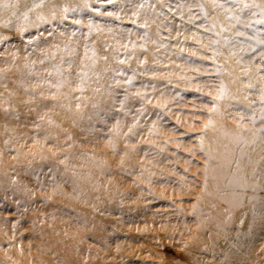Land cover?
I'll return each instance as SVG.
<instances>
[{
    "label": "bare ground",
    "instance_id": "1",
    "mask_svg": "<svg viewBox=\"0 0 264 264\" xmlns=\"http://www.w3.org/2000/svg\"><path fill=\"white\" fill-rule=\"evenodd\" d=\"M226 4L264 12L257 0H0V264H236L231 235L264 261L260 120L206 107L193 123L175 101L198 79L205 97L245 100ZM108 6L133 33L92 28ZM138 90L128 120L106 124ZM248 105L260 114L264 100Z\"/></svg>",
    "mask_w": 264,
    "mask_h": 264
},
{
    "label": "rangeland",
    "instance_id": "2",
    "mask_svg": "<svg viewBox=\"0 0 264 264\" xmlns=\"http://www.w3.org/2000/svg\"><path fill=\"white\" fill-rule=\"evenodd\" d=\"M257 1H258V5H261L260 3L264 2V0H257ZM233 7L232 8L228 7V4L224 5V8L228 10V13H226V15L230 17L233 16L234 20L237 22L234 26L235 30L231 32V37L228 40L229 42L228 47H230L231 49H236L238 52L241 53V57H242L241 64L243 66H246L244 68V82L249 86V90H247L246 94L244 95L246 101L243 100L241 101V104H238L236 102H232L230 97H228V99L224 101L219 96L217 100H212L211 98L205 97L204 91H201V87L203 86V81L201 79H198V80H193L194 83H198L201 85L197 88H194V91L196 93L195 95L191 93L192 88L190 87H184L183 89L185 90V92H183L180 89V86H177L175 88V92H174L176 95L175 101H178L176 106L179 110L182 109L185 115L188 114L190 117L192 116L193 123H197L196 120L200 116L199 113H201V111H205L206 107H212L211 109L214 112L220 111L223 113V115H226L228 117H234V118L254 117L256 119H259L260 121L256 126L258 127V139L264 142V109L259 114L260 111L256 110L258 105H254V106L248 105L249 103L252 102L264 100V43H261L262 41H264V12L257 10L256 5L250 7H248V5L242 6L241 7L242 11L237 10V8H239L238 6L234 8ZM249 11H253L256 14L252 15L250 14ZM232 22L234 23V21ZM242 22H244L245 25L243 27L241 26ZM94 23L97 24L98 26H92V28L98 29L97 33L102 36L107 35L108 33L113 34L116 31H119L121 34H129V33H133L135 30L134 27L132 26L122 23H117V21L115 20V14L112 8H110L109 6L106 7L103 10V12H101V16H97L96 18H94ZM77 29L78 27H73L72 31L76 32ZM63 31L64 33L69 32V30L65 28L63 29ZM79 34L81 36H79L78 38L85 42V44L87 45L86 46L87 49L91 52H95L94 48H96V44H97L96 36L94 35V38H92L91 36H87L85 35L86 33L84 32V30L83 31L81 30ZM73 35L74 33H71V38ZM237 36H239V38L241 37L243 41H240V39H238V41L235 40V37ZM105 46L106 44L104 45V47ZM104 49L106 50L107 48L105 47ZM104 49L101 51V53L105 52ZM253 78H255V81H253ZM121 84L122 83L119 82L118 84H116L118 87L114 86L111 89V92H113L114 95H116L117 92H119L118 88L121 87ZM142 91L143 90H138L133 92L132 99L129 94L127 100L123 98L124 101H118L122 104V107H117L118 110L115 111L113 114L110 115V117L106 119V124L110 126L111 125L117 126L120 124V122L121 123L126 122L130 114L129 106L131 104V101L135 98L134 94L141 93ZM209 94L211 95V93ZM226 95H229V93H227ZM255 97L257 99H255ZM214 102L218 104V108L214 106ZM141 104L144 105V101H142ZM134 122L135 123L133 125L135 126L136 129L143 128L144 120L140 119L138 122L136 121ZM160 123H168V126L173 125V123L170 120H162ZM153 127H155L154 124L152 125V129ZM195 131L197 132V130ZM191 132H193V130ZM183 133L185 134V136L182 139H178V140H181L183 142L181 143L179 141L181 145L187 147V143L189 142L190 137L186 136V131H183L182 134ZM102 138L104 140L107 139L106 136H102ZM108 141H110V139H108ZM143 145H144V141L138 143L137 149L131 150V154H133L137 160L141 158L144 159V148H142ZM184 158L189 160V163H187L186 166L189 165L190 162L191 163L196 162V160L193 157L187 156ZM104 161L107 163L108 158H105ZM105 165L107 166L109 165V163ZM196 165H198V163H196ZM96 167H97L96 169L100 171L102 170V166L97 165ZM179 175L188 177V172L179 173ZM123 177L124 179H126L125 175H123ZM135 181H137V179H135L133 183ZM260 193L261 192H259V194ZM232 228L236 229L234 226H232ZM231 237L232 238H230V241L233 243V245L230 247L231 256H238V259L236 260V264H256L254 262L255 259L262 258V255L260 254V248L254 247L252 245L251 246L247 245L245 241H242L243 240L242 236L240 237V239H237L233 235H231ZM164 252L170 258L171 261H174L175 253L172 247L166 248ZM191 261H192L191 259L190 260L188 259L186 261V264L190 263ZM261 264H264V261H262Z\"/></svg>",
    "mask_w": 264,
    "mask_h": 264
},
{
    "label": "snow or ice",
    "instance_id": "3",
    "mask_svg": "<svg viewBox=\"0 0 264 264\" xmlns=\"http://www.w3.org/2000/svg\"><path fill=\"white\" fill-rule=\"evenodd\" d=\"M261 43H264V41H262Z\"/></svg>",
    "mask_w": 264,
    "mask_h": 264
}]
</instances>
